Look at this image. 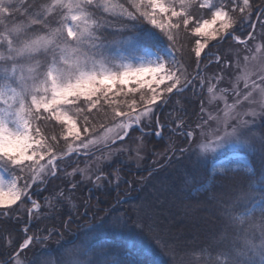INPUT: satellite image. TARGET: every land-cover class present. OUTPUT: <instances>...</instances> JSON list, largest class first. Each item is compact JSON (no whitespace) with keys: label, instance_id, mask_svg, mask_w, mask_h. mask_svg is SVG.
Listing matches in <instances>:
<instances>
[{"label":"snow or ice","instance_id":"6c2138e0","mask_svg":"<svg viewBox=\"0 0 264 264\" xmlns=\"http://www.w3.org/2000/svg\"><path fill=\"white\" fill-rule=\"evenodd\" d=\"M128 5L129 7L122 3L109 4L106 0H0V160L6 165L14 166L9 171L18 170L16 178L11 179L7 185L5 178L0 176V209H3L0 215L5 218L16 211L12 206L18 201L23 202L22 197L34 206L32 212L35 213L41 207L31 199L33 194L27 191L31 187L29 183L17 186L20 173L25 171V159L31 162L27 168L34 169L42 177L41 183L47 180L45 173L50 177L60 178L57 173L64 171L61 165L65 158L53 153L47 155L45 160L52 145L45 147L37 139L42 134L40 125H45L53 117L61 122V127L67 125V132L75 135L84 155L88 157L85 168L77 167L71 173H65V177L80 176V180L69 181L71 189L89 181L102 191L106 184L119 187L120 167H111L106 173L103 165L91 162L87 150L90 144L98 141L91 136L82 140L78 131L73 133L76 127L73 117H82L83 130L88 133L91 125L86 113L102 99L111 106L113 102L108 99V92L116 84L123 91L126 82L134 80L138 87L131 91H139L144 86L142 78L147 74L150 77L148 86L151 92H140V110L136 111L135 100L129 105L130 111H124L119 105L113 107L112 127L104 135L108 149L106 162L110 163L111 157L116 153L123 155L131 151L128 144L136 141L140 142L135 148L139 158L145 137L154 135L161 139L163 129L169 127L168 124L160 125L157 111L163 105L171 104L173 98L179 104L180 98L189 88L193 95H198V83L201 88L204 86L205 76L202 72L207 65H201L200 57L210 40L218 43L228 38L239 40V37L233 35L236 31L234 25L237 24L241 29L245 26L256 29V23L252 22L253 11L258 13L259 29L264 37V5L254 9L250 0H128ZM101 7L120 18L119 23L111 24L95 19L91 9ZM206 16L210 18H205ZM105 25L115 28L119 35H115L113 39L104 37L103 32L98 35V31ZM182 28L186 33L191 32L188 43L193 45L192 51L196 58L185 63H180L176 56L179 51L176 48L177 34ZM129 32L132 35H124ZM248 37L255 39L253 32H249ZM134 39L136 43H132ZM239 42L246 43L245 40ZM141 50L149 59L138 55ZM256 51L259 52L260 49L257 48ZM244 59L246 61L248 57L245 56ZM116 60L120 61L118 65L113 64L116 71L106 68V64ZM132 61L138 64H133ZM216 62H220L219 57H216ZM191 63H195L200 71L189 73L186 69ZM261 63L264 64V57L261 58ZM233 64L239 66V56ZM221 71L225 69L222 68ZM165 81L169 83L165 84ZM259 81V84L256 81H252L250 85L245 84L250 89L245 93V99L251 98L252 91L256 90L264 96V87H261L264 85V72L260 74ZM152 84H155V88ZM161 84H165L162 89ZM208 91L211 92L212 88L209 87ZM41 110L48 115L41 118ZM204 110L201 105V112ZM251 114L256 115L255 112ZM153 117H156L155 126ZM176 119L182 123L180 116ZM208 119L213 117L209 116ZM34 120H39V125L32 126ZM207 122L205 120V124ZM197 127L203 128V125L198 124ZM228 128L229 123L225 120L223 132L216 130V147L240 142L237 128L233 126L232 131H228ZM145 129L150 131L145 132ZM171 131L175 132L176 129ZM112 132L114 136L108 143L107 133ZM137 132L140 133L139 136H136ZM181 135L191 137L192 132H181ZM33 142L38 147L34 148ZM245 143L254 154L259 153L264 166V135L258 139L253 138L251 143ZM68 151L72 153L74 150L69 146ZM167 151L175 156L177 150L169 145ZM189 152L187 147L180 148L176 158ZM66 159L71 161L72 158L69 156ZM40 161H44V164H40ZM244 170L253 173L251 166H245ZM93 176L95 180H92ZM253 191L259 193L258 200L248 193H242L238 197L253 201L247 212L242 216L229 213L232 225L248 222V230L242 235L236 234L231 243H223L216 255L206 259L205 264H264V180L258 187H253ZM67 199L70 197L63 191L57 194L58 203ZM45 200L47 202L48 198ZM116 202L120 203L119 197ZM257 210L260 216L258 224L251 219ZM88 211L86 202L85 212L80 215L87 216ZM245 217L248 218L247 221ZM72 222L71 217L64 222L65 230H69ZM120 223L119 218H116L115 225L119 226ZM78 227L84 228V225ZM256 230L260 233L258 243L250 236ZM54 231L56 230L47 229L48 235L43 238L28 237L20 247H30L33 240L42 243ZM221 240H225V237L221 236ZM114 248L121 250L114 251ZM41 254L51 255V252ZM152 255V245L144 239L129 238L126 243L115 244L105 235L101 223L86 230L82 243L66 251L64 256L67 258L62 257L58 264H154L149 261ZM14 260L15 264H36L27 257L16 256ZM3 264H13V261L7 260Z\"/></svg>","mask_w":264,"mask_h":264},{"label":"trees","instance_id":"16d2710c","mask_svg":"<svg viewBox=\"0 0 264 264\" xmlns=\"http://www.w3.org/2000/svg\"><path fill=\"white\" fill-rule=\"evenodd\" d=\"M109 2L110 4L122 3L125 7H129V5L125 4L127 2L122 0H110ZM250 4L255 9L263 5L264 0H250ZM99 9H91L95 13L94 16H96ZM256 17L257 12L253 11L252 22H255L257 25L253 31L255 39L250 38L244 44L235 43L231 38L219 43L217 41L209 43V50L218 54L220 62L211 63L203 70L205 87L200 92L196 91L198 95H193L192 89L189 88L185 90L183 97L180 98L179 104L175 103V98H173L171 104L165 105L161 111H157L156 116L159 118L161 125L168 124V128H174L176 124L178 126L181 125L184 130L192 132L190 139L183 140L182 136L180 137L172 132L168 133V128H164L163 138L161 139L155 138L154 135L145 137L143 147L139 152L140 159L134 158L133 160L130 159L127 161L125 158H121L125 157L126 153L123 155L118 153L114 154L113 160L110 163L104 161L100 165L104 166L106 173L110 171L111 167L119 166L121 182L119 183V187L106 184L103 191L95 188L91 181L81 183L77 188L71 189L69 181L80 180V176L65 177V173H71L75 167L74 164H71L69 160L65 159L64 164L61 165L64 171L57 173V177L60 178L51 177L45 183L31 187L32 191H36L40 186L43 187L42 190L33 193V197L37 199L41 206L39 212L34 213L31 211L29 214L28 209L31 203H28L22 197L21 200L23 202L18 201L16 205L12 206L16 211L11 213L8 218L0 215V244H2L0 245V264L7 261L16 253L20 245H22L24 236L20 227L23 225L28 226L29 223L31 225L29 232L34 233V236L40 233H44L47 236V229L52 228L56 230L47 240H43L42 244L40 243L41 245L33 240L30 247L18 253V256L21 258L27 257L29 260L35 261L36 264H58V261L62 257L67 258L64 256L66 251L82 243L83 234L86 230H90L92 227L100 225L101 223L103 224L105 235L115 244L126 243L129 238H140L150 243L152 245L153 255L149 257V261L154 262V264H193V262L205 264L206 259L214 257L223 243H231L236 234L242 235L244 231L248 230V222L238 224L237 226L232 225L229 221V213L239 216L240 213H243L252 205L253 201L251 199H238L242 193H248L249 196H255L257 200L259 199V193L253 191V187H258L261 181L264 180V166L261 164L258 152L254 154L251 151L252 153L248 155L254 175L253 173L247 174L241 171L222 175H211L208 172V167L205 165H192V168H190L189 164L195 163L196 160L193 162L190 159L191 152L190 154H184V156L190 155L187 161L190 163L184 166L186 169L182 167L184 175L186 176V184L183 185L184 187L180 191L175 188L174 181H170L171 190L166 195V198L172 199V202L177 206H169L165 209V228L171 234L180 231L181 234L184 233L183 237H179L173 242L172 247H156L157 242L154 240V235H148L147 232L142 233L143 229H138V225L134 224L135 216L132 214L131 208L136 200L139 199V196H142L145 192L144 183L147 180L157 182L160 180L159 173L162 170L169 167H179L178 162L183 157L176 158V156H179V149L184 145H189L188 148L190 149L191 145L199 140L201 136L200 132L203 128L197 127V125L205 126L201 105L204 108L207 107V94H211L206 87L212 84L217 87L223 86L229 88L236 72L233 65L235 58L239 56L240 64L246 65L250 61V55L254 52L258 39L264 42V37H262L259 29L260 18H258L257 22ZM205 18L209 17L206 16ZM111 19L117 20L109 23L118 24L120 18L111 17ZM99 21L102 20L99 19ZM234 28L236 31L233 34L241 38L247 36L252 30V28H248L247 26L241 29L238 24L234 25ZM100 32H103L104 37L107 39H113L115 35H119L116 33L115 28L108 27L107 25L101 28L97 34L99 35ZM124 35H132V33L129 32ZM190 37L191 32L187 31L186 33L182 28L177 34L176 48L178 49V43L185 42L184 46L185 50H187L189 48L188 46L191 45L188 43ZM132 43H136L135 39ZM179 51L176 52L177 60L180 63H184ZM142 53H144L143 50L138 52L139 55ZM245 56L248 57L246 61L244 59ZM191 61H194V59ZM222 68L225 71H221ZM190 71L192 70L190 69ZM226 72L229 74L226 75ZM231 96L232 94H228V97ZM112 109L113 104L110 106L107 101L102 99L99 104L91 108L90 112L86 113L89 124L91 126L94 124L96 126L102 125L103 128L111 125ZM174 114L175 119L172 120L171 116ZM46 115L41 110V118ZM177 116L182 118V123L176 119ZM75 119L82 127L84 124L82 117L75 116ZM155 121L156 117H153V126H155ZM37 125H39V120H34L32 126ZM40 126L42 128V140L44 139L46 145L51 144L52 148L55 149L51 154L55 153L60 157L66 154L65 152L68 151L69 146H64L63 144L61 146L60 141H57L59 136H61L62 127L60 125L58 126L52 120ZM45 128L47 129L46 131L43 130ZM245 128L252 134L251 139H258L261 135H264V118L258 116L253 126H246ZM247 129L246 131H248ZM139 135L140 133L137 132L136 136ZM133 144L129 143L128 146H132ZM169 145H172L177 150L175 157H173L174 155L171 151H167ZM158 153L160 155H157ZM130 154L133 153L131 152ZM169 157H173L174 159H169ZM71 158L73 159L74 156H71ZM78 159L84 161L85 158L79 157ZM2 162L6 168L10 169V165H6L4 161ZM82 165L83 163H81ZM173 170L174 168L170 171L172 174ZM92 180H95V176L92 177ZM61 191L66 196H69L70 199L62 200V202L58 203L57 194ZM46 197L48 198L47 202L45 200ZM117 197H119L120 203L116 202ZM86 202L89 211L87 216H83L80 214L85 212ZM177 208H182L183 211L184 208L188 209L189 214L192 215V224L197 222L196 227L194 226L197 230L196 237H194L195 233L190 228L191 222L179 219ZM0 211H3V209ZM29 215L31 222H29ZM39 215L41 217L36 220ZM70 217L73 218L74 222L70 223L69 230H65L64 222L69 221ZM116 218H119L121 221L119 226L115 225ZM251 219L254 223L258 224L260 221L259 213L252 214ZM245 220L247 221L248 218L245 217ZM79 225H84V228L78 227ZM221 236H224L225 240L222 241ZM250 236H253L257 243L259 242L260 233L258 230L251 232ZM164 242L166 245L168 244L166 240ZM113 250L120 251L121 249L114 248ZM47 252H51V255L41 254Z\"/></svg>","mask_w":264,"mask_h":264},{"label":"rangeland","instance_id":"374dc122","mask_svg":"<svg viewBox=\"0 0 264 264\" xmlns=\"http://www.w3.org/2000/svg\"><path fill=\"white\" fill-rule=\"evenodd\" d=\"M109 1L110 0H107L106 2L110 4ZM122 1L127 2L125 4L128 5V0H122ZM111 17L115 18L117 16H114L111 11H108V12L104 11L102 7L99 9L96 16H94V18L97 19L98 21L99 19H101L102 21L104 20L108 22H115L117 20V19L113 20L111 19ZM258 18L259 16L257 15L256 17L257 22H258ZM233 35L236 37H239L235 34ZM249 39L250 38L247 35L243 38L239 37V40H234V39L232 40L235 43H240L239 42L240 40H245L246 42H248ZM213 41L215 40H210L209 43ZM262 41L263 40L258 39L255 50L250 55V61L246 65L239 64V66L237 67L233 64L234 70H236V72L233 76V79L231 81V86L229 88H225L223 86L217 87L212 84H209L206 87L207 90L209 87L212 88L211 94L210 95L207 94L208 104H207V107L204 108L205 110L203 112L204 114L203 123L205 124V120H207L208 122L205 124L202 131L200 132L201 136L199 140L195 144L191 145V148H190L191 158H190V155L189 156L183 155L182 157L183 159L181 158L180 159L181 161L178 162L179 167H172V168L169 167V168H166L165 170H162V172L159 173V177H160L159 181L155 182L154 180L153 181L147 180L146 183H144L145 192L143 193L142 196L141 195L139 196V199H137L134 205L132 206L131 208L132 214L135 216L134 224L138 225V229L139 228L143 229L142 233L147 232L148 235L149 234L154 235V240H156L157 242L156 247H162V246L172 247L173 242H175L177 238L183 237L184 235V233L181 234V231L177 233L175 232L172 234L170 233V231H167L164 225L166 224L164 220L166 218L164 217H165V209L167 207L177 206L174 204V202H172V199L170 200V198L169 199L166 198L167 192L171 190V185L169 184V182L174 181L175 188H177L180 191L181 189H183L184 187L183 185L186 184V181H185L186 176L184 175V171L182 167L186 169L184 166L187 163H190V162H187L189 158L192 159L193 162L196 160L195 163L189 164L190 168H192V165L193 166L205 165L206 167H208V172L211 175H222L225 173L235 172L231 170L232 168H236L237 169L236 172L241 171L247 174H252L244 170L245 166H251L253 170L250 158L248 156L252 152L246 146V143H245V142L251 143L252 134H250V131L245 127L253 126L255 123V119H257L258 116L259 117L262 116L264 118V96H262L258 90L252 91L251 98L249 99H245L244 96H245V93L250 91V89L245 87V84L247 83L250 85L252 81H256V83L259 84L260 83L259 76L262 72H264V64L261 63V58L264 57V42ZM184 43L185 42L178 43V46H177L178 49L180 50L179 51L180 55L183 57L184 63L186 61L190 62L192 59L195 60L196 58L194 56V52L192 51L193 45H189L188 46L189 48L185 50ZM209 43L205 47V49L202 51V54L200 57L201 65H209L214 62L217 63L216 57H219V56L217 53H213L212 51L209 50ZM257 48L260 49L259 52L256 51ZM140 55L144 56L146 60L149 59V57H147L145 53H142ZM176 56H177V53H176ZM253 57H255V59H253ZM209 61H212V62L209 63ZM128 62L129 61H125V63H128ZM119 63L120 61L116 60V61L106 64L105 66L109 70L116 71L117 69L113 67V64L118 65ZM132 63L138 64V62L136 61H132ZM190 69L192 71H190ZM186 70H188L189 73L200 71V69L197 68L195 63H191V66L187 67ZM142 79L144 80V86L137 92L131 91L132 88L138 87V85L135 83L134 80H128L126 84L124 85L123 91H120L121 86L119 84H116L114 87H112L111 91L108 92V99L113 102V107L119 105L124 111H130L129 105H131L133 100H135L137 101L136 111H139L141 108L140 92H148V93L151 92V89L148 86L150 77L147 74H145V76ZM167 83L169 82L165 81V84ZM165 84H161L160 88L162 89L163 87H165ZM152 87L155 88V84H152ZM204 87H205V80H204V86L202 88L199 86V83H198L196 91L200 92L202 89H204ZM261 87H264V85H261ZM228 94H232V96L228 97ZM164 107L165 105H163L159 109V111H161V109ZM253 112H255L256 115H252L251 113ZM225 113H227L228 115L226 116ZM45 114L48 115V113H45ZM209 116L213 117V119L209 120L208 119ZM73 119L76 121L75 117H73ZM171 119L172 120L175 119V114L171 116ZM51 120L57 123L58 126L61 123L60 121H56L54 117ZM225 120H227L229 123L228 131H232L233 126L237 128V133H238L240 142L226 144L224 145V147L218 148L216 147L215 133L217 129H219L220 132H223V122ZM241 121L246 122V123H242ZM111 127H112V124L104 128L102 127V125L96 126L94 124L93 126L89 127L88 133H85L84 130H82L83 128L76 121V127L74 128L73 133L78 131L80 134V138L82 140L86 139V137L88 136H91L93 139L98 141L96 144H90L87 150L89 156L91 157V162L94 164L100 165L102 162L106 161L105 157L107 156L108 149L105 146L106 141L104 140V135L107 132V129ZM171 129H176L177 132L176 131L172 132ZM246 129L249 132L246 131ZM148 131L150 130H145V132H148ZM188 131L189 130H184V128L181 125L178 126V124H176L174 128H168V133L172 132L180 137L182 136L183 140L184 139L187 140L192 137V136L186 137L184 135H181V132H188ZM107 135H108L107 142L110 143L111 138L114 136V132L107 133ZM37 139H39L41 143H43L45 147H47L48 144L46 145L44 139L42 140L41 136L37 137ZM57 141H60L61 146L62 144L64 146H71L72 149L74 150L72 153H70L69 151L65 152L66 154H64L61 157L66 159L69 156H72V157L74 156V158L70 161L71 164L75 165L74 168H77V167H79L80 169L85 168V164L88 162V157L84 155L82 146L80 145L79 141L76 140L75 135L74 134L69 135V133L67 132V125L62 127L61 136H59ZM139 143H140L139 141H136L132 146H128L131 149V151L126 153L125 157H121V158L123 159L125 158L127 161H129L130 159L133 160L134 158L140 159L141 156L139 155V158H137V154L135 152V148L137 147V144ZM33 147L36 148L38 147V145L35 142H33ZM185 147L188 148L189 145L182 146V148H185ZM54 150L55 149L53 148L50 149L49 153L45 155V160L47 159V155H50ZM41 152H43V149H41ZM131 152L133 154H130ZM190 152L187 154H190ZM74 153H78V154H74ZM79 157L85 158L84 161L78 159ZM173 157L171 159H174ZM112 160H113V156L111 157V161ZM2 161L3 160H0V176H3L5 178V183L7 185V183L11 179L16 178L18 170L9 171L14 166L10 165L9 166L10 169H8L6 168L5 165H3ZM23 163L25 165V171L23 173H20V178L17 180V186L22 187V185L25 182L29 183L31 187L34 185L41 184L42 177L38 174V172L35 171L34 169L27 168V165L30 164L31 162L25 159ZM81 163H83L82 166H81ZM40 164H44V161H40ZM173 168L174 170L172 174L170 171ZM45 176L47 177V179L51 178L50 176H48L47 173H45ZM182 181H184L183 184H182ZM31 187L27 189V191L28 193H32V194L35 193L36 191L43 189V187L40 186L38 189H36V191H32ZM31 199L36 201V203L40 205V203L37 201V199L33 197V195H31ZM33 207L34 206L31 204L30 208L28 209L29 214L32 211ZM250 208L251 206L248 209H246L243 213H240L239 216H242ZM177 209L179 212L180 220L191 222L192 215L189 214L188 209L184 208V211L182 208H177ZM40 210H41V207L40 209L36 210V212H39ZM255 213H259V210H257ZM40 217L41 215H39L36 220H38ZM30 218L31 217L29 215V222H31ZM196 224L197 222H194L193 224L191 222L190 224L191 230L194 231L192 232L195 233L194 237H196V234H197V230L196 228H194V226L196 227ZM30 226L31 225L29 223L28 226L23 225L20 227L21 232L24 236L22 244L28 237H35L34 233L29 232ZM37 236L43 238L45 235L44 233L43 234L40 233V234H37ZM165 240L168 242L167 245L164 242ZM14 258L11 259L13 261V264H15Z\"/></svg>","mask_w":264,"mask_h":264},{"label":"water","instance_id":"95a60500","mask_svg":"<svg viewBox=\"0 0 264 264\" xmlns=\"http://www.w3.org/2000/svg\"><path fill=\"white\" fill-rule=\"evenodd\" d=\"M24 249V248H23ZM20 250H22V248H20L18 251H17V253H15L9 260H11L12 258H14L18 253H19V251Z\"/></svg>","mask_w":264,"mask_h":264}]
</instances>
